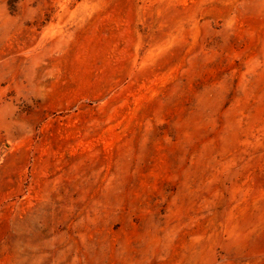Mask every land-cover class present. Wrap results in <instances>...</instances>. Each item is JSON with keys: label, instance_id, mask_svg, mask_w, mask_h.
<instances>
[{"label": "rangeland", "instance_id": "374dc122", "mask_svg": "<svg viewBox=\"0 0 264 264\" xmlns=\"http://www.w3.org/2000/svg\"><path fill=\"white\" fill-rule=\"evenodd\" d=\"M0 264H264V0H0Z\"/></svg>", "mask_w": 264, "mask_h": 264}]
</instances>
